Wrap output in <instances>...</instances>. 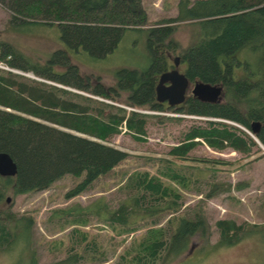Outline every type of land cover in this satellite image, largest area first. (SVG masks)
<instances>
[{
  "label": "trees",
  "instance_id": "16d2710c",
  "mask_svg": "<svg viewBox=\"0 0 264 264\" xmlns=\"http://www.w3.org/2000/svg\"><path fill=\"white\" fill-rule=\"evenodd\" d=\"M0 3L11 11L12 26L56 21L60 38L68 47L81 46L97 58L112 51L126 30L146 31L149 64L141 69L121 68L111 85L99 81L94 88L80 82L77 64L70 61L63 49L53 51L45 62H40L29 59L11 42L0 38V61L113 101L123 98L131 107L171 109L211 117L205 125H192L185 131L180 143L168 151L175 157L187 159L188 152L200 139L216 149L231 147L240 152H248L258 142L264 146V0H178L175 16L158 19L147 27L144 26L151 23L142 0H0ZM179 21H189L197 27L196 39L181 48L173 37L175 23ZM167 52L186 63L184 74L190 82L219 85L218 100H202L192 94L178 105L158 100L155 85L159 73L167 68ZM58 55H63L62 59L58 60ZM55 64L63 66V70L54 68ZM105 106L116 111L104 114ZM147 114L135 109L127 112L122 106L0 67V151L8 152L17 165L15 175H0V203L9 191L19 194L45 189L66 174L75 179L65 192L66 198L84 192L101 179L121 177L125 172L122 162L128 159V152L101 140L119 132L123 123L137 138H142ZM254 121L260 123L255 132L251 126ZM242 127L251 130V135ZM160 174L186 183L185 176L172 163L165 165ZM162 177L148 170L132 173L124 184L126 197L115 208L100 199L93 205H74L52 212L78 224L96 215L121 232L137 230L144 223L150 227L134 245L131 261L167 264L190 247L193 236L209 242L210 224L200 212L195 211L193 217L179 214L182 193ZM214 186L216 189L209 190L207 195L223 189ZM164 212L170 214L166 225H158ZM33 223L31 215L2 212L0 248L8 247L16 239L29 240ZM215 224L219 238L212 246L232 245L253 232L264 237V223L219 218ZM74 231L81 238L77 227ZM70 242L72 249L75 244ZM90 242L86 241L82 252L68 250L62 258L44 263L33 256L31 263L81 264ZM97 255L95 252L93 256Z\"/></svg>",
  "mask_w": 264,
  "mask_h": 264
},
{
  "label": "rangeland",
  "instance_id": "374dc122",
  "mask_svg": "<svg viewBox=\"0 0 264 264\" xmlns=\"http://www.w3.org/2000/svg\"><path fill=\"white\" fill-rule=\"evenodd\" d=\"M177 3L178 0H142L148 23H151L144 27L153 25L158 19L175 16ZM11 15V11L0 3V38L11 42L29 59L40 62H45L57 49L65 50L70 56V61L78 66L80 77L77 78L91 87L95 88L99 81L104 85L113 84L121 68L141 69L149 64L146 31L126 30L112 51L97 58L81 46L77 49L68 47L60 38V29L56 21L35 26L13 23L12 26ZM175 24L173 37L180 48L186 47L196 39V26L189 21H179ZM62 56L58 55L56 58L59 60ZM176 56L167 52L168 63L173 62ZM56 58L54 60L57 61ZM0 63L7 65L1 61ZM9 67L26 78L64 86L95 100L122 106L127 112L135 109L148 114L145 133L140 139L134 132L128 130L124 123L120 125L119 132L107 139L96 138L128 152V159L122 162L125 172L121 177L101 179L84 192L70 198L65 197V192L73 186L75 179L69 174L56 179L45 189L19 194L9 191L4 195V200L0 203V217L2 212L10 211L16 216L31 215L34 223L29 240L24 242L16 239L10 242L8 247L0 248V264H32L33 256L39 263L52 262L65 256L68 250L84 251L87 240L91 242L85 249L86 257L82 259L81 264H134L130 259L135 249L134 245L150 226L142 223L137 230L121 232L113 229L96 215L78 224L65 219V215L58 216L52 211L74 205H93L100 199L109 207L115 208L126 197L127 189L124 188V184L128 176L136 171L148 170L162 177L160 171L171 163L186 180L185 184H181L162 177L168 185L182 193L178 213L188 217H193L195 211L203 213L210 224V235L209 242L197 235L193 236L190 247L167 264H264V237L259 232L248 233L232 245L212 246L219 238L215 224L219 218L264 223V147L259 142L248 152H240L231 147L216 149L200 139L188 152L187 159L175 157L168 151L180 143L185 131L192 125H205L211 117L171 109L131 107L125 104L123 98L113 101L89 91L42 78L30 70ZM54 68L63 70V66L59 64H55ZM179 68L183 69L184 63ZM188 93L191 91H187ZM104 108V114L116 111L114 107ZM242 129L251 135V130L244 127ZM210 159L222 162L209 161ZM214 185L223 189L214 195H207L209 190L216 189ZM169 216L168 212L160 214L158 225L165 226ZM74 227L81 231V238L78 232L75 233ZM70 241L75 244L72 249L69 248L72 244ZM95 252L98 253L96 257L93 256ZM154 264L160 263L156 261Z\"/></svg>",
  "mask_w": 264,
  "mask_h": 264
},
{
  "label": "water",
  "instance_id": "95a60500",
  "mask_svg": "<svg viewBox=\"0 0 264 264\" xmlns=\"http://www.w3.org/2000/svg\"><path fill=\"white\" fill-rule=\"evenodd\" d=\"M170 77L171 83L164 84V77ZM163 81V83H162ZM188 84V78L184 73L179 72L177 69L167 71L161 74L159 83L156 86V97L160 101L167 100L169 105L182 102L184 100V91ZM221 87L216 84L195 82L192 88V93L198 98L207 101H216L220 97ZM260 123L254 121L251 123L252 130L255 132ZM262 146V144H260ZM264 147V146H263ZM17 172V165L10 154L6 151H0V175H15ZM9 197H7V200Z\"/></svg>",
  "mask_w": 264,
  "mask_h": 264
},
{
  "label": "flooded vegetation",
  "instance_id": "af4514ba",
  "mask_svg": "<svg viewBox=\"0 0 264 264\" xmlns=\"http://www.w3.org/2000/svg\"><path fill=\"white\" fill-rule=\"evenodd\" d=\"M180 63H181V64H180ZM183 63H184V68H183V69H180L179 66L182 65ZM185 66H186V63H185L182 59H180L178 56L174 57L173 62H169L168 65H167V68H166L164 71H162V72L159 73V75H158V79H157V82H156V85H155V89H156L157 84L159 83V79H160V76H161L162 73L167 72V71H172V70H174V69H177L179 72L184 73ZM169 78H170V77H168V76L164 77L163 81L165 80V81H164V84H165V85H168V84L171 83V79H169ZM163 81H162V83H163ZM194 83H195V82H190V81L188 80V84H187V86H186V88H185V91H184V100H185L189 95H191V94H192L193 96H195V97H198L197 95H195L194 93H192V88H193V86H194ZM189 90L191 91V93H188V94H187V91H189ZM184 100H183V101H184ZM163 103H166L167 105H169V103H168L167 100L163 101ZM180 103H181V102H179V103H175V104H173V105H178V104H180Z\"/></svg>",
  "mask_w": 264,
  "mask_h": 264
},
{
  "label": "built area",
  "instance_id": "2783aa9c",
  "mask_svg": "<svg viewBox=\"0 0 264 264\" xmlns=\"http://www.w3.org/2000/svg\"><path fill=\"white\" fill-rule=\"evenodd\" d=\"M0 66L4 67V68H7V69H10V67L8 65H3L2 63H0Z\"/></svg>",
  "mask_w": 264,
  "mask_h": 264
}]
</instances>
